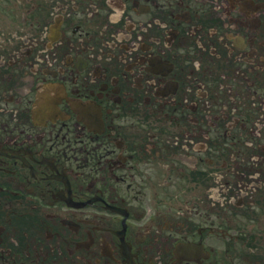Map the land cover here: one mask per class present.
<instances>
[{
    "label": "flooded vegetation",
    "instance_id": "af4514ba",
    "mask_svg": "<svg viewBox=\"0 0 264 264\" xmlns=\"http://www.w3.org/2000/svg\"><path fill=\"white\" fill-rule=\"evenodd\" d=\"M0 264H264V0H0Z\"/></svg>",
    "mask_w": 264,
    "mask_h": 264
}]
</instances>
